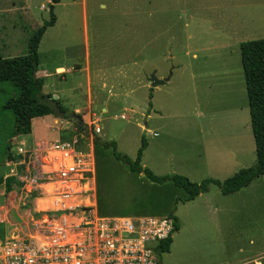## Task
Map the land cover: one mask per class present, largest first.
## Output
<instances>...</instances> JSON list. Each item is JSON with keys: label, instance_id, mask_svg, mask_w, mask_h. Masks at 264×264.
Instances as JSON below:
<instances>
[{"label": "rangeland", "instance_id": "374dc122", "mask_svg": "<svg viewBox=\"0 0 264 264\" xmlns=\"http://www.w3.org/2000/svg\"><path fill=\"white\" fill-rule=\"evenodd\" d=\"M59 1L54 5L58 23L45 34L39 58L45 67L62 65L73 72L60 90L52 84L55 78L44 87L45 94L60 98L67 117L58 112L36 119L34 136L15 140L19 160L8 164L4 174L24 170L17 149H30L25 140L62 137L92 155L89 177L96 192L85 194L82 206H94L100 218H166L186 193L132 173L111 150L95 146L96 139L116 142L120 154L136 160L146 138L144 167L156 176L182 175L194 183L224 182L256 164L241 44L264 39V0ZM10 3L19 11L11 19L1 12L0 30L4 26L15 35L13 55L20 57L27 54L32 34L50 20L53 1L0 0V10ZM88 66L90 80L84 71ZM153 73L158 79L171 77L168 85L152 89ZM16 97L14 87L0 85V108ZM77 106L87 108L71 115ZM60 118L65 128L59 129ZM97 120L99 134L93 126ZM204 140L207 148L213 145V168L206 163ZM55 160L53 154L44 162L43 172H52L42 180L44 192L63 181ZM94 182L86 190L94 189ZM90 195L92 203L87 202ZM179 210L181 231L161 264H236L264 254V177L230 196L213 186Z\"/></svg>", "mask_w": 264, "mask_h": 264}, {"label": "built area", "instance_id": "2783aa9c", "mask_svg": "<svg viewBox=\"0 0 264 264\" xmlns=\"http://www.w3.org/2000/svg\"><path fill=\"white\" fill-rule=\"evenodd\" d=\"M60 124L66 127V121ZM93 126L99 134L100 121ZM17 152L24 170L11 175L18 185L10 192L0 185V264L160 263L156 247L174 236L173 219L100 218L94 206L72 204L91 190L96 192L94 179L89 177L92 155L63 139L37 141L33 149L18 146ZM53 154L63 181L52 191L53 208H39L42 180H46L45 173H52L43 172L44 162ZM92 181L94 189L86 190ZM91 200L90 195L87 202Z\"/></svg>", "mask_w": 264, "mask_h": 264}, {"label": "trees", "instance_id": "16d2710c", "mask_svg": "<svg viewBox=\"0 0 264 264\" xmlns=\"http://www.w3.org/2000/svg\"><path fill=\"white\" fill-rule=\"evenodd\" d=\"M50 7V20L36 30L28 42L27 54L16 58H0V85L9 84L17 92L16 98L7 100L0 108V185L5 183L8 192L17 185L15 178H7L5 170L7 163H14L19 157L14 153L15 140L21 135L32 133V121L50 116H56L58 112L66 115V110L59 100L44 93L45 80L37 77L40 70L39 48L44 35L49 28L54 27L57 17L54 13L55 4L59 0H52ZM242 69L249 100L251 127L256 145L257 162L254 166L243 169L224 182L215 180H203L200 183L191 182L182 175L156 176V174L142 165L144 153L148 148L146 138L142 140V146L138 151L136 160L119 153L116 142H102L95 140V146H101L111 150L114 158L137 175L144 174L149 182L163 187L173 184L183 190L186 197L177 198L173 207L166 215L175 221V232L181 230L180 220L176 215L177 207L194 201L201 194H208L212 186H216L225 196L234 195L248 187L257 178L264 177V39L248 41L241 44ZM153 96L151 95V100ZM153 107V105H152ZM12 115V117H11ZM173 244V237L160 241L156 247V254L161 264L163 256L169 254Z\"/></svg>", "mask_w": 264, "mask_h": 264}, {"label": "crops", "instance_id": "0c3cea01", "mask_svg": "<svg viewBox=\"0 0 264 264\" xmlns=\"http://www.w3.org/2000/svg\"><path fill=\"white\" fill-rule=\"evenodd\" d=\"M60 3V2H59ZM16 5V3H10V5H8V6H6L5 7V9H4V11H1L0 10V13L2 12L4 15H7L10 19L11 18H16V16H17V13L18 12H14V11H19V9H17V7L15 6ZM27 7H28V4H27V1L25 2V4H23V8H24V10H26L27 11ZM26 8V9H25ZM22 10V9H21ZM58 20V19H57ZM58 23V21L56 22V24ZM55 24V25H56ZM55 27V26H54ZM2 29L0 30V58H4V59H7V58H16L13 54V46H14V44H15V42H16V39H15V35L12 33V31H9V29L8 28H6V27H1ZM51 28H53V27H51ZM51 28H49V29H51ZM48 29V30H49ZM47 33V32H46ZM45 36V35H44ZM44 38V37H43ZM30 40V39H29ZM29 42V41H28ZM28 49V48H27ZM41 61V60H40ZM87 70V79H89L90 80V78H91V76H90V68H89V66H88V68H86V69H84V71H86ZM72 70L71 69H66L64 66H57L56 68H54V70L52 69V68H49L48 66L47 67H45V66H43V65H40V70H39V72L37 73V77H39V78H43L44 80H45V86H46V82L47 83H50L49 81H51V80H53L54 78H55V80L53 81V83H52V81H51V83L53 84V85H55V83H57V86H58V90H60V86L63 84V82L64 81H66L68 78L66 77V76H72ZM65 74V75H64ZM87 82H89L88 80H87ZM56 100H59L60 101V98L59 97H57L56 98ZM62 102V101H61ZM92 103H93V100H92V98H91V93H89V109L88 110H92ZM90 106H91V108H90ZM84 106H81V107H76L74 110H73V113L71 114V115H74L75 113L77 114V113H81L80 111H84V109H86L87 108V106H85V108H83ZM83 108V109H82ZM105 112H107L106 110H105ZM157 112V111H156ZM63 115V117L64 116H66V115H64V114H62ZM149 117H153V116H150L149 115ZM148 117V118H149ZM46 118H49V117H46ZM46 118H42L41 120L43 121V120H45ZM59 121L61 120H64V121H66L65 120V118L63 119V118H60V119H58ZM58 120H56V119H54V125L56 126V123L58 122ZM35 121H36V119L35 120H33L32 121V133L30 134V135H21V136H19L17 139H21V138H23V137H25V138H29V137H31L32 135L34 136V128H35ZM60 121V122H61ZM58 127V126H57ZM59 129H62V126H61V124L59 125ZM147 129H148V127H146ZM48 129H55V128H53V127H51V128H48ZM203 135V134H202ZM58 138H60V137H58ZM62 138V137H61ZM60 138V139H61ZM16 139V140H17ZM37 141H44V140H41V139H38V138H33L32 140H25V143L27 144V147L28 148H30V149H33V147H34V145H35V142H37ZM203 144V148H204V150H205V159H206V163H207V165L210 167V168H213V166H215V165H217V162H215V160L214 159H211L210 158V154L211 155H213L214 156V149H213V145L211 146V142H210V148H207V144H206V140H204V143H202ZM209 144V143H208ZM208 156V157H207ZM8 164H10V163H7L6 164V167H7V165ZM11 164H14V163H11ZM217 170H220V169H217ZM8 171V170H7ZM6 175V177H8V178H13V176L12 175H10V174H5ZM236 175V174H235ZM5 177V179H7ZM4 185H5V183H4ZM17 185H18V183H17ZM16 185V186H17ZM44 186L45 185H43L42 186V189L44 190L45 188H44ZM6 187V186H5ZM213 187V186H212ZM211 190V189H210ZM42 191V190H41ZM43 193H42V196H41V193H40V195L39 196H41L40 198H38V200H37V203H38V206H39V208H40V205H42L43 207L42 208H44V209H52L53 208V202L55 201L54 200V197H52V192H51V190H48V191H42ZM203 195H205V194H201L200 196H198L194 201H192V202H188V203H186V204H189V203H193V202H196V201H198V200H200V198H203ZM207 195V194H206ZM39 202H43V204H40ZM82 203V198L80 197V198H78V200H77V202L75 203L74 201L72 202V204H81ZM186 204H180L179 206H181V205H186ZM95 205V204H94ZM179 206L177 207V211H176V215H177V217L178 216H180V210H179ZM141 218H147V219H149V218H160V217H147V216H141ZM179 218V220H181L180 219V217H178ZM181 231V230H180ZM179 231V232H180ZM174 237V236H173ZM260 255H262L261 257H259ZM263 255L264 254H255L254 256L255 257H251V258H254L253 260L252 259H247V260H245V261H239L238 263H236V264H261L260 263V261H261V259H263L264 257H263Z\"/></svg>", "mask_w": 264, "mask_h": 264}, {"label": "water", "instance_id": "95a60500", "mask_svg": "<svg viewBox=\"0 0 264 264\" xmlns=\"http://www.w3.org/2000/svg\"><path fill=\"white\" fill-rule=\"evenodd\" d=\"M170 79H171V77H167L165 79H158L156 73L151 74L149 77V81L151 83L152 89H157L159 87L167 86ZM77 119H76V121H77ZM80 127L84 128V125L82 124V122L80 123Z\"/></svg>", "mask_w": 264, "mask_h": 264}, {"label": "bare ground", "instance_id": "6f19581e", "mask_svg": "<svg viewBox=\"0 0 264 264\" xmlns=\"http://www.w3.org/2000/svg\"><path fill=\"white\" fill-rule=\"evenodd\" d=\"M80 205V204H79ZM41 208V207H40Z\"/></svg>", "mask_w": 264, "mask_h": 264}]
</instances>
